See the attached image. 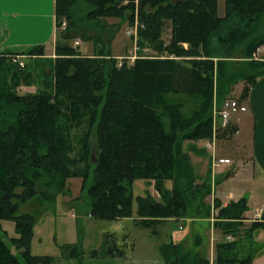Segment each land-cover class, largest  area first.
Masks as SVG:
<instances>
[{
	"label": "trees",
	"instance_id": "trees-1",
	"mask_svg": "<svg viewBox=\"0 0 264 264\" xmlns=\"http://www.w3.org/2000/svg\"><path fill=\"white\" fill-rule=\"evenodd\" d=\"M82 1L90 5L84 11L92 19L119 17L132 25L137 16V57L132 64L118 66L108 53L85 55L68 43H57L51 92L17 95L0 87V101L12 108L13 117L0 111V221H14L18 234L7 242L0 236V264H50L49 255L31 253L36 217L17 212L20 203L37 195L41 181L65 192L67 179H85L91 171V184L83 180L82 188L91 199L90 215L100 219L135 217L149 225L208 218L209 174L201 185L192 186L191 148L184 142L211 137L214 84L222 101L242 81L241 97H246L255 78L264 74V60H244L237 70L229 67L238 48L247 58L264 44V35L251 34V22L264 13V0H224L223 17L217 15L216 0H55L57 26L66 24L62 33L79 26L72 16ZM166 19L172 23L167 44L160 39ZM118 27L109 32L108 24L101 23L93 35L109 44ZM145 42L166 54L144 55ZM17 54L42 56L43 46L0 51V61L4 55ZM30 74L12 73L22 80ZM187 96L203 98L201 108L190 117L180 110ZM232 131L230 126L221 136ZM91 137L98 150L95 163L90 159ZM137 179L153 180L160 198H153L150 191L134 196ZM166 180L171 181L170 188ZM198 192L200 204L191 208ZM212 203L219 208L215 226L224 235H235L237 222L245 219L246 199L222 205L213 198ZM263 224L254 221L251 226ZM235 248L236 240L217 242L212 262L197 246L192 249L180 242L168 241L162 251L164 264H251L252 255L236 256ZM102 249L110 256L124 253L116 241L109 245L107 237Z\"/></svg>",
	"mask_w": 264,
	"mask_h": 264
},
{
	"label": "rangeland",
	"instance_id": "rangeland-1",
	"mask_svg": "<svg viewBox=\"0 0 264 264\" xmlns=\"http://www.w3.org/2000/svg\"><path fill=\"white\" fill-rule=\"evenodd\" d=\"M86 5L91 8L87 2H80V4L75 7L76 9H74L75 15L72 16L76 24H79L81 27L73 26L72 28H76L71 29L66 33H62V28H59L57 38L62 40L64 38L63 34L69 35L70 39L68 42H70L72 46H76L83 54H137V52H135L133 38L126 34V29L130 26L128 20L125 19L126 22L122 23L120 22L121 18L119 17L89 18L85 15L86 13L84 11ZM216 7L217 15L223 17L225 15L224 0H216ZM135 17L137 16H134V18ZM122 20H124V18ZM114 22H117L116 24H118L119 27L118 33L112 41V46L111 44L103 42L100 38L86 37L94 36L96 32H98L97 27L100 28L101 23L108 24L106 31L108 29L109 32L114 31V27L116 26ZM251 27L253 28L251 33L252 37L255 38L264 35V13L259 19L251 22ZM171 29V21L169 19L164 20L160 39L165 44L170 40ZM38 35L45 37L47 32L45 29H41L40 33L39 31L37 33H26L22 37V40H35L38 38ZM79 36L81 43L78 46V44H75L74 42L78 41L75 39ZM105 40L107 41V39ZM136 45L139 46L137 42ZM144 46V55L164 56L166 54L165 52L153 48V46L148 45L146 42L144 43ZM185 46H187V44H185ZM260 46L264 47V44L257 46L256 49ZM256 49L253 52H255ZM241 56V48H238L237 54L231 58V63L229 65L230 69L237 70L238 68H241L244 60H260L253 59L252 54L247 58ZM31 57L32 56L22 54L14 60L11 57L4 55V59L0 61V87L17 95L51 92L53 82L51 73L54 58L41 57L35 58L37 59L35 60ZM257 58H264V48L263 51L257 55ZM27 71L31 73L28 78L24 80L18 79L17 77L13 78V72ZM242 83L243 82H238L227 95L233 96L247 103L246 99L249 95L241 97ZM221 99L217 98L215 94L214 84L212 104L209 109L211 120L213 110L220 104ZM169 100L171 101L170 98ZM202 100V97L187 96L184 99V106L180 110L185 116L190 117L196 109L201 108L200 105ZM0 103L2 105L0 111L5 115H9V119H12V108L3 101H0ZM230 126H232L231 123L227 128ZM226 129H223L222 131L220 130L219 132L223 133ZM234 133L235 131H232L231 135L221 136L220 134L214 140L213 149L212 146L209 147L207 145L206 140H203V142L200 143L207 154H199L203 155V160L198 166L194 164L195 170H193V175L195 178L192 186L196 187L201 185L207 174H209L210 181L208 178L207 181L208 185H210V191L212 189L214 192V187L216 188L217 185L222 183L221 180L227 178L229 175V177H231L230 185L227 187L223 185V187L220 188V191H223L224 189L227 191L228 189H235L236 187L239 188L241 186V181L244 179L242 178L243 161L240 156H237L238 146L233 143L234 141L232 139ZM90 143L91 152L95 156L98 153V150L93 137H91ZM208 144H211V142ZM189 147L191 148L192 146L190 145ZM201 152L203 153L204 151L201 150ZM224 153L228 154L233 160L231 165L215 167L211 187L210 169L213 168L211 156L213 155L215 159H218L219 155ZM92 176V172L90 171L85 179L83 177H72L67 179L65 185L67 191L65 192L57 189L56 184L47 188L41 183L42 181L37 182V195L19 204L17 210L18 213H31L36 217L34 235L31 239L30 245L32 254L49 255L50 264H164L165 261L162 251L164 244L168 241L178 242L183 239V237L187 236L182 241L183 246L191 247L192 249H195L197 246V249H199L201 254L205 257L208 256L209 259H214V247L217 242L222 239L227 241L236 240V256L244 257L246 255H252L251 264H264V224L252 227L251 225L254 222L252 216H250L249 220H241L240 222H237L238 225L235 235L231 233L224 235L222 234L221 229L215 226L216 219L214 217L219 208L215 207L213 204L210 206L209 221L177 222L165 220L146 225L141 223L135 217H121L110 220L100 219L90 215L91 199L87 194L86 189L82 188L83 180H86L87 185H89L92 182ZM165 184L171 186V181L166 180ZM182 184L186 185V183ZM247 185L248 184H245L243 186L246 187ZM45 190H50L51 192L56 190V193H54L55 196H50L51 192L48 193L50 194L49 196H46L42 193ZM146 191H150L153 198L157 200L160 198V195L154 188L153 180L147 181L144 179H137L134 181V196L144 195ZM216 191L219 192V187ZM259 193V197L256 199V202L248 215H253L255 209H259L260 207L264 208V190H259ZM200 195L201 193L198 192V198L192 199L191 208H195L196 205L200 204ZM205 199L210 202L211 194ZM179 219L186 220V218ZM15 235L18 236L15 231V222L11 220H1L0 236L4 241L7 242L10 236ZM106 237L107 240H109V245L112 246L114 241H116L124 253L116 256H110L106 253L105 250L102 249ZM208 238L209 242L207 241ZM195 242H197V245H194ZM11 250L15 252L14 247H12Z\"/></svg>",
	"mask_w": 264,
	"mask_h": 264
},
{
	"label": "crops",
	"instance_id": "crops-1",
	"mask_svg": "<svg viewBox=\"0 0 264 264\" xmlns=\"http://www.w3.org/2000/svg\"><path fill=\"white\" fill-rule=\"evenodd\" d=\"M114 23L116 24L117 22ZM41 29L46 30L47 35L45 37L38 35V38L35 40H22L24 34L30 32L37 33L38 31L40 33ZM58 30L59 28L57 26L55 13V0H0V51L18 49V51H21L30 46L42 45L44 54L42 56H32L31 58H55V46L57 43H68L72 46V44L68 42L70 37L63 38L62 40L57 38V34L59 32ZM117 33L118 30L113 33L112 37L109 39V44H111V46L112 41L115 39ZM87 37L90 38L91 36ZM98 37L99 36H97L96 39H98ZM75 40L79 41V46L81 43L80 36ZM126 55L127 53L120 55L109 54L108 56L118 59ZM246 101L247 103L242 101V103L246 106V110L236 113L231 119L232 127L235 129L232 139L234 141L233 143L237 144L238 146L237 156H240L243 161L242 178L244 179L241 181V186L239 188L236 187L235 189H228L227 191L226 189L222 188L224 190L220 191V188L223 187V185L225 187L230 185L231 177H229L230 175L227 176V178L221 180V184L217 186L215 184L216 188L214 187V192L211 189L210 199L211 202L212 198H217L222 203V205H226L230 201H236L239 198L244 197L246 199L247 205V210L244 212L245 221L249 220L250 216H252V218L254 217L255 213L253 215H248V213L254 206L256 199L259 197V190H264V74H260L255 78L254 84L250 89V93ZM203 140H206V138L196 141L184 142L185 145L192 146L189 151V155L193 164V168L194 164L198 166V164H200L203 160L202 156L207 154L205 149H203L200 144L203 142ZM201 150L204 152L202 153ZM219 158H228L230 160L228 164H221L219 166L231 165L233 160L230 156H228V154L225 153L220 154ZM215 167L210 169L211 187ZM245 184L248 185L244 187L243 185ZM166 187L170 188L171 186H167L166 184ZM218 187L219 192L216 191ZM256 211H258V209H255V212ZM201 220L209 221L208 218H187L186 220L177 219L172 221L178 222ZM186 237H183V239L178 242L182 243ZM207 241L209 242V238ZM210 260L212 259L210 258Z\"/></svg>",
	"mask_w": 264,
	"mask_h": 264
},
{
	"label": "built area",
	"instance_id": "built-area-1",
	"mask_svg": "<svg viewBox=\"0 0 264 264\" xmlns=\"http://www.w3.org/2000/svg\"><path fill=\"white\" fill-rule=\"evenodd\" d=\"M138 26H140L138 18H134V23L133 25L129 26L128 29L126 30L127 35L131 36L134 40V46L136 44V38H137V29ZM65 27V22L63 21L61 23V28ZM75 43H78L75 41ZM137 47L135 46V49ZM263 46H260L256 49L255 52L252 53L253 59H262V58H257V55L263 51ZM19 55H12V59L16 60V58ZM137 56L135 54L133 55H127L124 57L119 58L117 65L121 66L124 62L128 61V63H132L134 59ZM246 110V106L242 103L241 100L235 98V97H226L222 100L220 105L214 108L213 110V115H212V136L211 139L207 141V145L210 147L212 146L213 149V143L214 140L217 138V132L220 130L225 129L231 122L232 116L235 115L238 112H243ZM211 142V144H208ZM212 158V163L213 167L219 166L221 164H228L230 160L228 158H219L215 159L213 155L211 156ZM262 209L260 208L257 212H255V219L259 218L261 216Z\"/></svg>",
	"mask_w": 264,
	"mask_h": 264
},
{
	"label": "water",
	"instance_id": "water-1",
	"mask_svg": "<svg viewBox=\"0 0 264 264\" xmlns=\"http://www.w3.org/2000/svg\"><path fill=\"white\" fill-rule=\"evenodd\" d=\"M96 155L94 156V154L92 152L90 153L91 162H94V163L96 162Z\"/></svg>",
	"mask_w": 264,
	"mask_h": 264
}]
</instances>
